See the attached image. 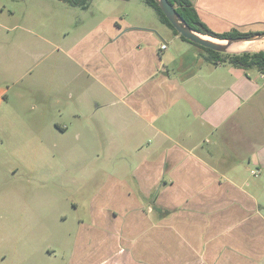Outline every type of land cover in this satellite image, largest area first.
<instances>
[{"label":"crops","instance_id":"1","mask_svg":"<svg viewBox=\"0 0 264 264\" xmlns=\"http://www.w3.org/2000/svg\"><path fill=\"white\" fill-rule=\"evenodd\" d=\"M190 1L215 32L264 27V0ZM147 11L56 47L54 90L78 96L108 170L77 184L62 264H264V73L207 62Z\"/></svg>","mask_w":264,"mask_h":264},{"label":"rangeland","instance_id":"2","mask_svg":"<svg viewBox=\"0 0 264 264\" xmlns=\"http://www.w3.org/2000/svg\"><path fill=\"white\" fill-rule=\"evenodd\" d=\"M87 5L0 0V264H62L66 232L80 217L76 207H87L81 196L87 190L77 184L98 172L86 183L92 189L108 171L87 151L99 146V136L94 122L76 116L83 108L78 96L54 90L56 47L112 13L149 19V6L144 0ZM257 45L249 51L264 50L263 42ZM48 52L54 54L46 61Z\"/></svg>","mask_w":264,"mask_h":264},{"label":"trees","instance_id":"3","mask_svg":"<svg viewBox=\"0 0 264 264\" xmlns=\"http://www.w3.org/2000/svg\"><path fill=\"white\" fill-rule=\"evenodd\" d=\"M75 7H81L86 9L88 7V0H64ZM145 3L151 7L161 23L172 29L175 34L179 35L183 40L190 42L183 36H181L178 31L173 27L171 22L168 20L166 15L163 13L158 2L156 0H144ZM173 7L176 8L177 12L181 17L197 32L208 35L217 39L227 40L233 38H245L250 37L254 34L260 32H242L235 28L225 33H218L210 29L200 18L197 9L194 7L190 0H168ZM192 43V42H191ZM206 52L205 59L207 62L219 65V64H230L233 67L243 69V70H258L264 73V50L257 52H243L240 54H223L211 49L204 48L200 45L192 43Z\"/></svg>","mask_w":264,"mask_h":264},{"label":"water","instance_id":"4","mask_svg":"<svg viewBox=\"0 0 264 264\" xmlns=\"http://www.w3.org/2000/svg\"><path fill=\"white\" fill-rule=\"evenodd\" d=\"M129 1V0H121ZM162 9L163 13L166 15L168 20L171 22L173 27L178 31V33L189 40L192 43L200 45L204 48L211 49L213 51L223 53V54H240L243 52H251L249 50H242L240 52H232V48L235 45L243 43H258L264 42V32L254 34L250 37L245 38H233L227 40L217 39L208 35L201 34L195 31L177 12L176 8L171 5L168 0H156ZM209 37V38H205ZM261 51V50H260Z\"/></svg>","mask_w":264,"mask_h":264},{"label":"bare ground","instance_id":"5","mask_svg":"<svg viewBox=\"0 0 264 264\" xmlns=\"http://www.w3.org/2000/svg\"><path fill=\"white\" fill-rule=\"evenodd\" d=\"M205 38H209V37H205ZM259 46L260 45H257V43H243V44H238V45H235L232 48V52H236L237 53V52H240L242 50H250L251 48H260Z\"/></svg>","mask_w":264,"mask_h":264},{"label":"built area","instance_id":"6","mask_svg":"<svg viewBox=\"0 0 264 264\" xmlns=\"http://www.w3.org/2000/svg\"><path fill=\"white\" fill-rule=\"evenodd\" d=\"M162 48H163V49H166V45H163Z\"/></svg>","mask_w":264,"mask_h":264}]
</instances>
